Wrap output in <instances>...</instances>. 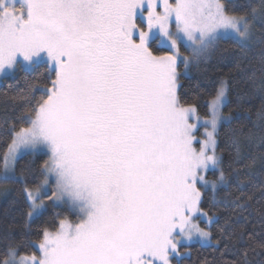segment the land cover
Returning <instances> with one entry per match:
<instances>
[{"label": "snow or ice", "instance_id": "6c2138e0", "mask_svg": "<svg viewBox=\"0 0 264 264\" xmlns=\"http://www.w3.org/2000/svg\"><path fill=\"white\" fill-rule=\"evenodd\" d=\"M221 42L256 57L237 64L238 100L264 99V0H0V96L20 109L3 121L0 194L26 204L0 264H185L193 244L264 264V237L232 224L255 203L264 226V105L249 127L225 112L226 81L203 118L181 95Z\"/></svg>", "mask_w": 264, "mask_h": 264}, {"label": "trees", "instance_id": "16d2710c", "mask_svg": "<svg viewBox=\"0 0 264 264\" xmlns=\"http://www.w3.org/2000/svg\"><path fill=\"white\" fill-rule=\"evenodd\" d=\"M254 2H258V0H254ZM237 64H239L245 72H251L258 67L256 57L253 53L244 56L231 42H221L219 48L209 60L201 62L197 66H193L188 75L182 77V100L188 103L197 104L199 114L203 118L206 111L204 102L208 99V94L214 91L221 80L226 81L230 86L231 95L229 97L230 102L228 108L225 109V112L232 110L239 113L240 120L238 123L251 127L249 117H251L252 121H255L254 113L264 105V99L259 95H254L251 97H245L243 101L238 100V93H246L249 85L244 79V74L237 69ZM24 79L25 75L21 73L15 79H9L7 84H12L14 89L22 88L24 86ZM5 90L6 84L2 81L0 85V93ZM238 103H243L248 111L240 112L238 109ZM19 110V108L14 109L10 103L5 104L3 97L0 96V150L4 149L7 140V133L4 130V117L5 115H17ZM221 146L223 147V144ZM27 159L30 160L33 159V157H28ZM42 159H46V157L43 156L42 158H37V163L42 162ZM256 172L258 174L261 172V166L259 164L257 165ZM260 179L261 176L257 175L256 182L259 183ZM257 199H259V197H257ZM260 207L261 205L253 203L252 208L244 214L246 219L233 217V227L243 228L247 232L256 234L257 240L264 237V226L259 223L258 216V209ZM205 210H207V206H205ZM25 212L26 204L23 196L18 191H13L8 196L0 194V233H3L6 229L18 233L24 222ZM227 215L228 213L224 211L217 212L219 219L218 223L213 226V231H216V229L224 224ZM48 218L49 217L45 215L44 217L36 219L32 223V239L34 237L36 239L35 232L39 229L42 222ZM242 247L243 245H237L235 250L230 249L225 252L223 250V245H220V247L217 248L215 246L202 247L198 244H194L189 248V254L185 260V264H205V262H207V264H228V262L238 257L239 251ZM29 251L32 250L29 249ZM260 251V249H256L257 253ZM259 258L258 255L253 254L252 251L249 250L250 260L255 261Z\"/></svg>", "mask_w": 264, "mask_h": 264}, {"label": "rangeland", "instance_id": "374dc122", "mask_svg": "<svg viewBox=\"0 0 264 264\" xmlns=\"http://www.w3.org/2000/svg\"><path fill=\"white\" fill-rule=\"evenodd\" d=\"M170 2H172V0H170ZM186 54H187V53H186ZM182 71H183V68H182ZM1 82H2V81H0V85H1ZM200 131H201V133H202V132H203V129L201 128V130H200ZM45 157H46V159H47V156H45ZM70 218H71V219H73V220H75V219H76V217H75L74 215H73V216H71ZM33 239L35 240V237H34ZM193 245H194V244H193ZM198 245H199V244H198Z\"/></svg>", "mask_w": 264, "mask_h": 264}]
</instances>
